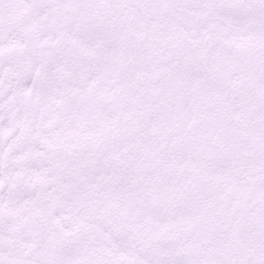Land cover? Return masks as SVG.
Segmentation results:
<instances>
[{"label": "snow or ice", "instance_id": "6c2138e0", "mask_svg": "<svg viewBox=\"0 0 264 264\" xmlns=\"http://www.w3.org/2000/svg\"><path fill=\"white\" fill-rule=\"evenodd\" d=\"M0 264H264V0H0Z\"/></svg>", "mask_w": 264, "mask_h": 264}]
</instances>
